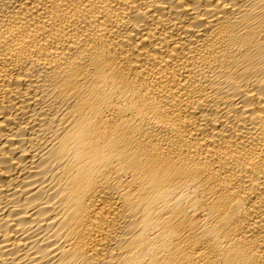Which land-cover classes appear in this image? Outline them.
Here are the masks:
<instances>
[{"label":"bare ground","instance_id":"obj_1","mask_svg":"<svg viewBox=\"0 0 264 264\" xmlns=\"http://www.w3.org/2000/svg\"><path fill=\"white\" fill-rule=\"evenodd\" d=\"M0 264H264V0H0Z\"/></svg>","mask_w":264,"mask_h":264}]
</instances>
